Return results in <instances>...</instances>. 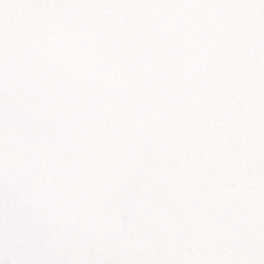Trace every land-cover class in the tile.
Returning a JSON list of instances; mask_svg holds the SVG:
<instances>
[{
  "label": "snow or ice",
  "instance_id": "snow-or-ice-1",
  "mask_svg": "<svg viewBox=\"0 0 264 264\" xmlns=\"http://www.w3.org/2000/svg\"><path fill=\"white\" fill-rule=\"evenodd\" d=\"M0 264H264V0H0Z\"/></svg>",
  "mask_w": 264,
  "mask_h": 264
}]
</instances>
